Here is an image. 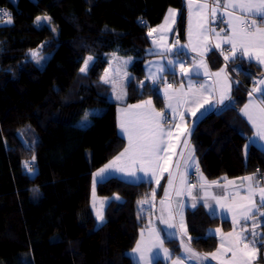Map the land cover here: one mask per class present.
I'll list each match as a JSON object with an SVG mask.
<instances>
[{"label":"trees","instance_id":"16d2710c","mask_svg":"<svg viewBox=\"0 0 264 264\" xmlns=\"http://www.w3.org/2000/svg\"><path fill=\"white\" fill-rule=\"evenodd\" d=\"M0 6L12 16V23L0 24V264H136L128 251L150 217L138 202L151 200L153 183L112 177L96 184V194L110 198L99 227L92 207L93 174L126 146L102 75L110 53L133 57L126 104L150 98L162 109L159 85L145 79L149 32L172 7L180 10L176 35L184 39L182 0H0ZM43 14L57 33L35 24ZM33 52L52 55L40 68ZM214 58L211 53V63ZM238 62L241 80L231 105L204 117L191 135L209 180L264 172V151L249 143L252 130L240 111L259 75L252 63ZM28 125L38 137L34 146L21 138ZM33 155L32 177L23 163ZM186 218L193 247L205 253L218 246L210 228H231L203 206Z\"/></svg>","mask_w":264,"mask_h":264},{"label":"snow or ice","instance_id":"6c2138e0","mask_svg":"<svg viewBox=\"0 0 264 264\" xmlns=\"http://www.w3.org/2000/svg\"><path fill=\"white\" fill-rule=\"evenodd\" d=\"M186 10L188 12V38L190 44L182 47H190L194 52L198 51L197 46L203 49L200 51L201 60L199 64H196L195 59H193V64H196L197 67V74H199V68H203V74L208 75V65L204 57L207 52L213 50L207 43L209 34L216 36L217 43L214 48L221 50L225 62L237 58H246L264 67V0H211V3H209V0H186ZM177 14V10L169 9L168 16L165 17L164 24L160 25V29L170 30L169 25L176 23ZM194 14L197 17L195 33L192 26ZM40 19L38 17L37 21L39 22ZM43 19L47 20L49 18L44 17ZM0 22L12 23L11 13L0 10ZM216 23L224 24L226 27L217 31L215 27L210 26ZM155 31L156 29L150 30L149 35ZM193 41L195 42L193 43ZM178 43L179 41H177ZM224 44L229 46L228 54L226 55L222 48ZM37 55L38 53L36 52L32 53L34 57ZM92 60L93 58L89 56L80 71L86 72ZM128 62L124 61V64L127 65ZM177 63L180 72L184 75H189L190 70L185 67L183 62L168 61L170 65ZM163 71V67L157 69V72ZM222 73H225L224 68L212 73L217 78L214 81V85L219 86V98L213 106L222 104L225 99H230L231 84H239V81H230L227 74L221 77ZM123 76L127 77L128 73L125 71ZM151 78L155 82V74ZM103 79L106 83L108 82L107 73ZM254 83L264 85V77ZM188 87L189 92L187 93L181 88L180 91H174L170 94L168 89H172L173 85L170 83L166 85L164 96L167 100V108L171 110L170 116L156 111L152 107L151 99L119 110L121 113L119 127L127 136L128 147L93 174L92 190L94 200L92 206L96 208L95 189L98 180L103 179L106 173L110 171H119L135 179H140L141 177L137 176V171H139L144 176L155 178L157 185H159L162 174L167 172V188L164 190V199L161 200V205L164 207L161 210L159 219L168 228L179 227L183 229L180 233L181 244L187 254V258H198L201 261L211 258L218 261V264H254V261L258 259L260 248L264 247V231H258L261 225L264 224V219H261L264 218V177H261L259 170H257V173L240 177V184H237L235 180H228L227 177L222 178L226 183L221 184L219 180L208 181L207 177L203 176L198 161L195 159V150L190 146L187 138L190 137L191 133L183 127L185 112L181 111V109L190 103L196 105L195 110L187 109L195 116L196 112L203 108L204 105L212 104L209 90L211 89L212 92H215L217 88L203 84L193 92L191 81H189ZM113 91H115V88ZM206 92L209 95H205ZM257 92L261 93L259 101L253 96ZM248 95L250 97L249 103L244 105L241 112L255 129L256 137L264 141V88L254 86ZM122 98V95H117L118 100ZM177 115L180 123L166 127L168 121H175ZM85 120H87V114L85 115ZM185 133H187V136L183 140V148L187 150V155H185L184 151L179 153L180 159L184 162V170L181 171V165L177 163L174 166L175 171H173L172 158L176 154L175 150L177 147L175 141H179L180 137L184 136ZM35 160L36 157L33 155L32 162H25V168L29 173L34 172L33 163ZM189 167H194L195 174L199 176V187L204 192V196L200 198L203 200V206L210 210L213 209V205L208 203V198L210 197L221 208H226L232 212L233 231L222 234L220 247L211 253L200 254L195 252L190 246L191 237L187 235V226L183 217V205H180L177 209V214L180 216L179 225L170 222L173 218V211L169 189L175 188L177 196L186 192L188 196L192 197L193 203L191 207L195 208L197 206V197L192 196L193 189L197 187V184L188 183L187 180ZM177 175L179 178L178 185L174 184ZM245 184L247 185L246 194L242 196L240 190L244 188ZM212 186L221 189H229V186H235V190H227L221 195H216L209 191ZM34 191H38V189H34ZM152 196L153 198L155 197V192L152 193ZM229 199L233 203L225 204L224 202ZM146 202L144 200L138 203L143 204ZM102 207L103 202H101V208L96 211L97 219L100 222L104 221ZM165 212H167V218H165ZM249 221H251L250 225ZM241 222L243 223L241 224ZM237 224H241L240 231L235 228ZM216 232L220 233L221 229H216ZM149 235L153 237V240L145 243L144 232L141 230V240L133 249V252L138 255L141 264H153L154 259L159 257L160 251L163 252L165 259H170L171 252L163 247L164 242L160 238V233L152 229ZM185 236H187L188 243L184 242L183 238ZM229 253L231 254L230 257ZM172 264H185V260L177 256L172 261Z\"/></svg>","mask_w":264,"mask_h":264},{"label":"crops","instance_id":"0c3cea01","mask_svg":"<svg viewBox=\"0 0 264 264\" xmlns=\"http://www.w3.org/2000/svg\"><path fill=\"white\" fill-rule=\"evenodd\" d=\"M209 3H211V0H209ZM170 9V8H169ZM169 9L166 12V16H168V12ZM177 10V16H176V23L175 24H170V30L165 31L160 29V25L163 24V22H165V17L163 19V22H161L155 29V32H152V34L150 35L151 38V45L149 47V50H147V53L150 55L147 60L144 63V71H145V79L149 82L152 83L153 85L157 84L159 85V93L161 94V96L163 97V101H164V105L162 109H157L156 106H154V101L151 99L152 101V107L155 108L156 111L158 112H162L164 113L166 116H170L171 115V110L167 108V100L164 96L165 93V89H166V85L169 84L170 81V76H172L173 80L176 81V83L173 84V88L172 89H168V92L171 94L174 91H180L181 88L183 89L184 92H189V81H191L193 87H192V91L194 92L196 89L200 88V85L203 84H207L209 86H214L217 88V91L212 92L211 89L209 90L211 92L210 95V99L212 101L211 105H204L203 108H200L199 111L196 112V115L193 116L191 114V111H188L187 109H191V110H195L196 105L193 104H188L186 106H184L181 111L185 112V117H184V124L183 127L186 128L188 130V132L193 133V130L195 129V127L197 126V124L207 115L212 114V113H217L222 111L223 109L229 107L231 105L232 102V93H233V88L236 85V83H232L231 84V91L229 93L230 95V99H225L224 102L222 104H219L217 106H213L216 104V100L219 98V93H218V85H214V81L217 79L215 76L212 75V73L218 72L220 69L224 68L225 69V73L221 74V77H223L225 74H227L228 79L230 81H237L236 79V75L238 73V69L236 67L233 66L234 62L239 63L238 61L240 59L246 60L249 63H252L254 65V67L252 69H256V74L259 75L258 79H261L262 77H264V67L260 66L259 64H257L254 61H249L246 58H237L235 60H229L228 62H225L224 60V56L221 54V50L220 49H215L214 45L217 43V38L214 34H209V39L207 41L208 46L212 47V51H209L205 54V62L208 65V75H204V69L203 68H199V74H197V67L196 64H199V61L201 60V56H200V51H202L203 49L198 47V51H192L191 48H184L182 46L184 45H189L190 41L188 38V12L186 10V15H187V23H186V34L184 39H182L181 41H179V43L177 44V42L175 41V35L178 33L177 32V20L179 18V14L180 11L177 8H172ZM185 9H186V2H185ZM196 25H197V17L194 14L192 17V26H193V32L195 33L196 31ZM223 24L220 23H216L213 25H210L211 27H215L217 31H220V26ZM226 27V25H225ZM223 35V33H222ZM155 41V42H154ZM195 41H193L194 43ZM174 46V47H173ZM228 45L224 44L222 45V48L224 50V54H228ZM168 52L170 53V55L168 54ZM211 53L215 54V58L213 63H211V60H209V55ZM193 59H195L196 64H193ZM217 59V60H216ZM174 61V62H183L185 67L188 68L190 70L189 75H184L180 72L178 63L174 64V65H170L168 64V61ZM238 60V61H237ZM221 62V63H220ZM159 67H163L164 71L163 72H157V69ZM251 68V67H250ZM174 70H176V72L178 71V73L180 74V78H178L177 76H175V72ZM155 74V82H153L152 80V75ZM238 77V76H237ZM209 78H211V82L208 80ZM240 79V77H238ZM258 81V80H257ZM254 85L248 86V94L249 92L252 91ZM247 94V98L242 106V108L244 107L245 104L249 103L250 97ZM205 95H209L208 92L205 93ZM253 96L255 97V99L257 101L260 100L261 95L258 93H254ZM145 99L143 101L149 100ZM142 101L137 102V103H132V104H126V106L128 107L129 105H136V104H140ZM117 104V103H116ZM118 105V104H117ZM117 107V106H116ZM126 107V108H127ZM241 108V109H242ZM117 111V108H116ZM241 111V110H240ZM117 113V112H116ZM203 114V115H202ZM241 115L243 116V118L246 120V122L248 123V125L250 126L251 130H252V135L249 138V143L258 147L259 149L264 151V141L259 140V138L256 137L255 135V129L253 128L252 124L247 120V118L243 115V113L241 112ZM120 119V118H119ZM180 120H179V116H176L175 121H172L171 123L167 124L166 127H171L173 124H179ZM118 130L119 133L121 135H123L126 138V147H128V139L127 136L121 131L119 125H118ZM191 135L188 138L189 144L192 148H194L191 144ZM187 136V133H185L184 136L180 137L179 141H175L177 143V147H176V154L173 155L172 158V164H173V171H175V164L179 163L181 165V171L184 170L183 168V164L184 162L180 159L179 153L181 151L185 152V155H187V150L183 148V140L185 139V137ZM124 148V149H125ZM123 149V151H124ZM122 151V152H123ZM121 153V152H120ZM119 153V154H120ZM119 154H117L116 156H118ZM116 156H114L113 158H111L106 164H108L110 161H112ZM195 159L198 161V158L195 154ZM191 163V162H190ZM106 164H104L101 168H103ZM199 164V161H198ZM200 168V165H199ZM99 170V169H98ZM97 170V171H98ZM201 170V168H200ZM96 171V172H97ZM201 172L203 173V171L201 170ZM253 173H249L243 176H238V177H227L228 180H235L237 182V184H240V177H244V176H248V175H252ZM137 176L141 177L140 179H135L133 177L128 176L126 173H122L119 171H110L108 173H106L105 177L103 179H99V182H102L104 180H107L109 178L112 177H117L120 179H123L125 181L128 182H132V183H139V182H150L153 183V192H155V194L158 192V195H156L154 198L153 196L151 197V200L148 203H145L144 206L147 210H149L150 213V217L147 221V223L141 228V230H143L144 232V240L145 243L149 242L150 240H153V237H151L149 235L150 231L152 229L157 230L160 233V238L163 240V247L167 248L170 250L171 252V258L170 259H165L163 252L160 250V255L158 258L154 259L153 264H155L158 261H161L163 264H172V261L177 257H181L182 259L185 260V264H218V261L216 260H212L211 258H209L208 260H204L201 261L198 258H193V259H188L187 258V254L184 252V249L182 247L181 244V235L180 233L183 231V229L177 227V228H168L165 224L161 223L160 221V216H161V210L164 207L163 205H161V200L164 199V190L167 188V180H168V173L164 172L162 174V176L160 177V182L159 185H157L156 183V179L152 178L150 176H144V174L142 172L137 171ZM203 176L206 177V175L203 173ZM261 176V175H260ZM223 178V177H222ZM222 178H219L217 180L220 181L221 184H225L226 181L223 180ZM208 179V178H207ZM93 180V178H92ZM187 180L188 183L191 184H197V187L195 189H193L192 192V196L197 197V207L199 206H203V200L200 199L201 197L204 196V192L200 189L199 187V176L195 174L194 172V167H189L188 169V174H187ZM208 181H213V180H209ZM97 183V184H98ZM174 184L178 185L179 184V178L178 175L174 180ZM160 186H162V190L159 192V188ZM246 188L247 185H244V188L241 189V195H245L246 194ZM227 190H235V186H229V189H221L219 187L216 186H212L209 191L216 194V195H221L223 194L224 191ZM152 192V193H153ZM169 194H170V198H171V203H172V211H173V218L171 219V223L177 224L179 225V221H180V216L177 214V209L180 205H183V217H184V222L187 226V212L189 211V209H195L191 207V204L193 203L192 197L188 196L187 193H183L179 196L176 195L175 192V188L174 189H169ZM110 201V198H107ZM102 199L101 202H103V212H104V208L106 207V201ZM108 201V202H109ZM208 203L213 205V209L210 210L209 208L203 206L208 213H210L211 215L214 216H218L221 219H225L228 220L231 223V228L228 230L223 229L221 226H216L214 228H210L209 229V233L216 235L218 238V246L217 248L220 247V237L222 234H227L231 231H233V222H232V212L228 211L226 208H221L219 205L216 204L215 201H213L210 197L208 198ZM225 204H232L233 201L231 199H229L228 201L224 202ZM165 218H167V212H165ZM263 219V218H261ZM243 222H241L242 224ZM249 225L251 224V221L248 222ZM241 224H237L235 225V228L237 231H240L241 228ZM216 229H221L220 233L216 232ZM141 230L139 232L138 235V239L134 245V247L132 249H130L128 251L129 256L132 258L133 262L136 264H141V261L138 258V255L136 253L133 252V249L136 247L137 243L141 240ZM258 231H263L262 225L261 228L258 229ZM173 233H175L173 235ZM187 235L191 237V243L190 246L195 250V252L200 253V254H204L205 252H201L197 249H195L193 247L192 244V236L189 232V228L187 226ZM184 242L188 243L187 240V236H185L184 238ZM172 240L177 244V250L173 249L168 243L167 241ZM216 251V250H214ZM212 251V252H214ZM207 253H211V252H207ZM230 257V253L228 254ZM264 256V247L260 248V252L258 254V259H256L254 261V264H257V261Z\"/></svg>","mask_w":264,"mask_h":264},{"label":"rangeland","instance_id":"374dc122","mask_svg":"<svg viewBox=\"0 0 264 264\" xmlns=\"http://www.w3.org/2000/svg\"><path fill=\"white\" fill-rule=\"evenodd\" d=\"M12 1L16 4L18 0H12ZM170 9H172V7ZM165 16H166V14H165ZM44 17L49 18V16L47 14H43V15L39 16V18H41L39 22L37 21V19L35 20V24L37 26L48 25L49 27H51L55 31V33H57L56 28L52 25V23L49 20L50 18L45 20V19H43ZM3 23L4 22H0V24H3ZM163 24H164V22H163ZM148 50H149V48H148ZM36 53H38V52H36ZM51 55H52V52H50V53H38L37 56H35V57L33 56V60L35 61V63L40 68H43L45 66L46 62L48 61V59L51 57ZM133 60H134V58L131 57V56H122V55H120L117 52L110 53V55L108 56V66L105 69L104 74L102 75V82H104L106 85H108L110 87V93H111L110 94V100L112 102H115V103L118 104V105H116L117 106L116 107L117 108V111H116L117 112L116 113L117 114V126L119 125V118H120V115H121L119 110L121 108H126L127 107L126 106L127 84L130 81V79H131L130 66L132 65ZM124 61H129V62L127 63V65H125ZM90 63H89V66H90ZM83 66H84V64H83ZM125 71L128 73L127 77L123 76V73ZM106 73H107V77H108V82L107 83L103 79L105 77ZM237 76L239 77V74L236 75V79H237V81H240V79ZM113 81H114V83H113ZM114 88H115V91H113ZM258 94H260V93H258ZM117 95H122L123 98L118 100L117 99ZM154 106H155V103H154ZM21 138H22V140L25 142V144L27 146H29V145L34 146L35 143L38 140V137H37L36 133L31 128L30 125H28L26 128L23 129V132L21 134ZM247 149H248V145L246 147V152L245 153H247ZM25 162L26 161H24V163H23L24 167H25ZM28 162H32V159L29 160ZM33 167H34V172L33 173H29L27 171V169L25 168L26 171L29 173V175L32 176V177L38 171L35 163H33ZM117 197L118 196H114V198H116V199H117ZM102 199H104L106 201V204L109 201L107 198L98 196L96 194V192H95L96 208H93V210H94L95 217H96V227L101 226L103 224V222L105 221V217H104V221L100 222V221H98L97 216H96L97 209L101 208ZM93 200H94V198H93V190H92V205H93ZM101 210H102V213L104 215L103 209H101Z\"/></svg>","mask_w":264,"mask_h":264},{"label":"built area","instance_id":"2783aa9c","mask_svg":"<svg viewBox=\"0 0 264 264\" xmlns=\"http://www.w3.org/2000/svg\"><path fill=\"white\" fill-rule=\"evenodd\" d=\"M185 2H186V0H182V4H183L184 7H185ZM0 10H4V11H7L8 13H11V12H10V9H8L6 6H0ZM139 23L142 24V25H145V24H147V21H145V20H141ZM221 28H225V25H224V24L221 25V26H220V29H221ZM174 39H175L176 42H177V41H180V37H179V35H175V38H174ZM168 54L170 55L169 52H168ZM174 72H175V76H177L178 78H180V74L178 73V71L176 72V70H174ZM208 80H209L210 82L212 81L211 78H209ZM240 80H241V79H240ZM169 83L173 85V84H174V81H173V80H170ZM254 86L256 87L257 84H255ZM171 122H172V120H169V121H168V124L171 123ZM257 170H259V174L261 175V177H264V172L262 171V169L257 168L256 171H255V173H257ZM262 226H264V224H262ZM257 264H264V256L261 257V258L257 261Z\"/></svg>","mask_w":264,"mask_h":264},{"label":"water","instance_id":"95a60500","mask_svg":"<svg viewBox=\"0 0 264 264\" xmlns=\"http://www.w3.org/2000/svg\"><path fill=\"white\" fill-rule=\"evenodd\" d=\"M257 88H264V85H259V84H257V86H256ZM257 93H259V92H257ZM261 94V93H260Z\"/></svg>","mask_w":264,"mask_h":264}]
</instances>
